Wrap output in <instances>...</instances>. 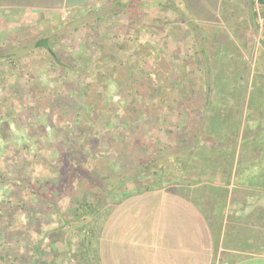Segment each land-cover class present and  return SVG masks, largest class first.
Listing matches in <instances>:
<instances>
[{
  "label": "rangeland",
  "instance_id": "374dc122",
  "mask_svg": "<svg viewBox=\"0 0 264 264\" xmlns=\"http://www.w3.org/2000/svg\"><path fill=\"white\" fill-rule=\"evenodd\" d=\"M245 2L218 28L146 5L98 8L85 25L0 23V264H99L108 198L233 180L211 157L231 161V143L237 154L264 85V33ZM133 223L107 232L102 260L135 239Z\"/></svg>",
  "mask_w": 264,
  "mask_h": 264
},
{
  "label": "crops",
  "instance_id": "0c3cea01",
  "mask_svg": "<svg viewBox=\"0 0 264 264\" xmlns=\"http://www.w3.org/2000/svg\"><path fill=\"white\" fill-rule=\"evenodd\" d=\"M196 1L201 0H0V23L7 22L9 27L34 21L51 23L61 15L64 21L81 20L85 25L95 19L98 8L116 13L121 6L145 5L151 11L156 6L207 27L218 28L223 19L227 23L243 19L238 6L245 0H203V9L194 7ZM257 90L260 94L241 123L237 154L231 143L226 150L231 161H219L218 150L211 157L213 172L232 173L233 180L210 186L151 185L131 190L117 201L108 198L96 210L99 264H111L125 254L132 264H264V85ZM130 220H134L135 239L125 249L110 248L111 255L102 260L100 242L107 232L122 230ZM39 248H32L38 257ZM37 259L28 264H46Z\"/></svg>",
  "mask_w": 264,
  "mask_h": 264
},
{
  "label": "built area",
  "instance_id": "2783aa9c",
  "mask_svg": "<svg viewBox=\"0 0 264 264\" xmlns=\"http://www.w3.org/2000/svg\"><path fill=\"white\" fill-rule=\"evenodd\" d=\"M255 4V11L261 26V32L264 33V0H253Z\"/></svg>",
  "mask_w": 264,
  "mask_h": 264
},
{
  "label": "trees",
  "instance_id": "16d2710c",
  "mask_svg": "<svg viewBox=\"0 0 264 264\" xmlns=\"http://www.w3.org/2000/svg\"><path fill=\"white\" fill-rule=\"evenodd\" d=\"M36 47H40V48H45L47 49L50 53H51V56L53 58H56L55 54H53V52L51 51L50 47H49V43H48V40L47 38H42V39H39L36 44H35ZM86 207H89V204H85Z\"/></svg>",
  "mask_w": 264,
  "mask_h": 264
}]
</instances>
